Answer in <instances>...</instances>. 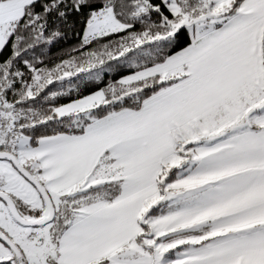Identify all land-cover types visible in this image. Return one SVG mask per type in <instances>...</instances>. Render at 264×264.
<instances>
[{"label":"snow or ice","instance_id":"1","mask_svg":"<svg viewBox=\"0 0 264 264\" xmlns=\"http://www.w3.org/2000/svg\"><path fill=\"white\" fill-rule=\"evenodd\" d=\"M0 264H264V0H0Z\"/></svg>","mask_w":264,"mask_h":264}]
</instances>
